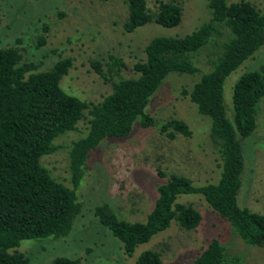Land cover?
Returning <instances> with one entry per match:
<instances>
[{
  "label": "trees",
  "instance_id": "obj_1",
  "mask_svg": "<svg viewBox=\"0 0 264 264\" xmlns=\"http://www.w3.org/2000/svg\"><path fill=\"white\" fill-rule=\"evenodd\" d=\"M149 0H125L127 18L123 29L153 22L177 26L182 5L159 0L155 10ZM209 20L183 36H155L144 46V58L131 66L133 75H121L122 60L109 55L106 72L98 60L90 65L110 83L111 91L98 102H86L67 93L60 84L68 73L70 58H60L47 70L40 63L23 60L16 46L0 47V264H27L18 251L9 252L24 239L61 238L72 229L81 212L76 190L86 171V160L106 137L130 134L137 117L143 127L156 126L144 111L151 95L170 72L193 74L203 55L207 71L180 95L195 103L200 114L211 119L209 136L220 157L217 182L196 186L177 173L157 185V197L144 222L120 218L108 203L95 206L94 214L132 256L135 248L167 229L173 221L191 230L201 214L191 204L177 201L179 194H201L209 206L225 218L248 245L264 247V214L239 206L237 194L244 169L242 140L256 128L259 103L264 99V62L258 70L242 73L232 87L233 119L226 116L223 85L226 77L264 45V3L247 0H208ZM43 31L47 26L43 24ZM37 47L45 37L37 38ZM209 70V71H208ZM87 123L83 135L69 144L68 169L71 187L52 176L40 158L59 149L56 138ZM169 139L192 134L182 119L157 124ZM164 176L163 172H158ZM137 264H160V254L145 250ZM47 264H80L79 257H56ZM189 264H245L238 255L213 238Z\"/></svg>",
  "mask_w": 264,
  "mask_h": 264
},
{
  "label": "rangeland",
  "instance_id": "obj_2",
  "mask_svg": "<svg viewBox=\"0 0 264 264\" xmlns=\"http://www.w3.org/2000/svg\"><path fill=\"white\" fill-rule=\"evenodd\" d=\"M158 1L149 0L148 7L155 10ZM176 1L182 5L177 26L150 22L128 33L123 29L127 18L125 0H0V47H18L23 60L40 63L39 70L49 69L60 58H70L71 66L60 80L61 87L81 100L98 102L111 91V85L99 76L90 60H98L106 72L105 63L113 55L124 64L121 75L131 76L132 64L144 58L143 48L151 38L183 36L209 20L208 0ZM247 1L257 7L264 3ZM43 24L47 26L45 32ZM40 35L45 41L37 47ZM194 62L200 68L197 72H170L151 95L144 111L154 118L156 126L143 127L137 117L129 135L106 137L89 152L84 177L76 190L81 212L71 231L57 239L21 240L9 252L23 253L27 264H47L56 257H79L80 264H137L141 252L155 250L160 254V264H189L216 238L228 254L240 256L245 264H264V247L243 242L230 223L198 193L177 197L178 202L191 204L200 212L201 222L196 228L187 230L173 221L148 242L139 244L132 256L124 253L122 243L94 214L95 206L108 203L120 218L144 222L157 197V185L168 174L183 175L196 186L218 181L221 160L209 136L211 119L200 114L188 97L180 95L181 88L190 89L207 72L202 54ZM263 62L264 45L226 77L223 97L229 120L233 119L235 81L246 71L258 70ZM171 118L185 121L192 134L169 139L157 124ZM86 126V121H79L75 130L56 138V152L40 158L52 176L69 187V144L83 135ZM242 154L244 169L237 203L264 214V99L259 103L255 130L242 140Z\"/></svg>",
  "mask_w": 264,
  "mask_h": 264
}]
</instances>
